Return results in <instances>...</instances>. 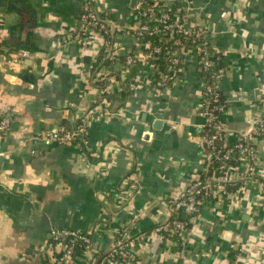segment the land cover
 Instances as JSON below:
<instances>
[{
  "label": "crops",
  "instance_id": "crops-1",
  "mask_svg": "<svg viewBox=\"0 0 264 264\" xmlns=\"http://www.w3.org/2000/svg\"><path fill=\"white\" fill-rule=\"evenodd\" d=\"M131 1L92 0L114 28L110 69L114 57L135 48ZM191 4L219 54L220 118L228 130L244 131L264 97V0ZM81 9L80 0H0V117L10 118L0 135V264H54L62 253L50 238L55 228L91 236L88 249L66 263L86 264L127 226L133 235L150 236L129 264H264L259 183L237 206L212 201L192 212L180 253L154 229L168 219L163 199L187 186L202 163L195 61L159 92L143 83L146 63L115 71L107 85L110 105L96 104L86 120L87 156L78 145L46 140L59 125L75 127L99 101L93 77L102 38L82 30L84 38H76ZM129 80L140 82L134 92L125 87ZM156 119L159 127L152 126ZM260 147L264 178V142Z\"/></svg>",
  "mask_w": 264,
  "mask_h": 264
},
{
  "label": "built area",
  "instance_id": "built-area-1",
  "mask_svg": "<svg viewBox=\"0 0 264 264\" xmlns=\"http://www.w3.org/2000/svg\"><path fill=\"white\" fill-rule=\"evenodd\" d=\"M80 1L82 9L78 16L76 38L80 39L83 35L82 32L79 34V30L102 38L93 77V83L100 93L97 99L99 101L88 109L75 127H55L49 133L47 141L52 139L64 144L78 145L81 155L87 156L89 151L86 120L98 104L105 107L110 105L112 97L107 85L115 71L139 61L146 63L147 76L143 83L159 92L172 85L188 60L197 64L202 89V102L197 109V114L203 118L198 125L202 163L187 186L175 189L163 199L168 219L154 227L158 236L167 240L169 248L175 247L174 253H180L190 230L192 212L212 201L228 200L237 206L252 184L259 183L264 188V178L259 175L257 168L263 154L260 144L264 142V97L258 99V111L248 129L234 133L226 128L220 118L225 101L219 91L222 74L219 54L214 51L209 41L208 24L194 14L191 0H135L133 10L136 21L131 27L135 48L121 59L114 57L117 62L115 61L113 69L102 63L100 54L103 52L110 55L112 47H115L112 28L106 18L97 13L92 0ZM106 34H110V39L105 38ZM26 53L21 51L22 55ZM124 82L129 92H134L140 84L137 80ZM9 123L8 116L0 117V135L5 132ZM230 136L233 138L230 139ZM130 230L128 226L121 228L105 255L98 258L97 252L86 264H129L136 261L138 248L150 236L144 233L133 235ZM162 231H166L169 236L165 237ZM50 238L62 247V253L55 259L54 264H66L80 254L81 251L73 254L76 242L85 244L86 249L92 243L91 236L70 229H52Z\"/></svg>",
  "mask_w": 264,
  "mask_h": 264
},
{
  "label": "trees",
  "instance_id": "trees-1",
  "mask_svg": "<svg viewBox=\"0 0 264 264\" xmlns=\"http://www.w3.org/2000/svg\"><path fill=\"white\" fill-rule=\"evenodd\" d=\"M105 38H108V39H110V34H106L105 35ZM100 54H101V56H102V59H103V61H102V63H104V64H106L107 62H108V60H109V58L108 57H106V53H103V52H100ZM220 65V64H219ZM100 85H102L103 84V82L102 83H99ZM80 120H78V122H79ZM162 234L165 236V237H167V236H169L168 234H167V232L166 231H162ZM88 236H90V235H88ZM174 237V236H173ZM187 245V243H185V246ZM184 246V249L186 250V247ZM84 249H86V245L85 244H82V243H80V242H76V244L74 245V248H73V254H76V253H78V252H80V251H83ZM183 249V250H184ZM107 252V250H103V251H100V252H98L97 253V257L99 258V257H102L103 255H105V253ZM105 264V263H104Z\"/></svg>",
  "mask_w": 264,
  "mask_h": 264
},
{
  "label": "water",
  "instance_id": "water-1",
  "mask_svg": "<svg viewBox=\"0 0 264 264\" xmlns=\"http://www.w3.org/2000/svg\"><path fill=\"white\" fill-rule=\"evenodd\" d=\"M132 5H134L135 0L131 1ZM112 33H114V28H112ZM161 124V120L160 119H156L154 120V122L152 123L153 127H159V125ZM148 129H150V126L148 127ZM62 252V251H61Z\"/></svg>",
  "mask_w": 264,
  "mask_h": 264
}]
</instances>
